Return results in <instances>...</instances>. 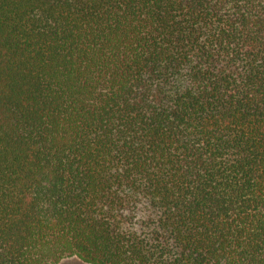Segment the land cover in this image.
Returning a JSON list of instances; mask_svg holds the SVG:
<instances>
[{"label": "trees", "instance_id": "1", "mask_svg": "<svg viewBox=\"0 0 264 264\" xmlns=\"http://www.w3.org/2000/svg\"><path fill=\"white\" fill-rule=\"evenodd\" d=\"M264 264V0H0V264Z\"/></svg>", "mask_w": 264, "mask_h": 264}, {"label": "rangeland", "instance_id": "2", "mask_svg": "<svg viewBox=\"0 0 264 264\" xmlns=\"http://www.w3.org/2000/svg\"><path fill=\"white\" fill-rule=\"evenodd\" d=\"M56 264H87V263H84L83 261L79 260L76 257H70V258L62 259Z\"/></svg>", "mask_w": 264, "mask_h": 264}, {"label": "crops", "instance_id": "3", "mask_svg": "<svg viewBox=\"0 0 264 264\" xmlns=\"http://www.w3.org/2000/svg\"><path fill=\"white\" fill-rule=\"evenodd\" d=\"M85 263V262H84ZM88 264V263H87Z\"/></svg>", "mask_w": 264, "mask_h": 264}]
</instances>
